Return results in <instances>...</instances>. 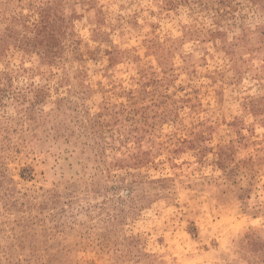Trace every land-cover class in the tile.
<instances>
[{
    "label": "rangeland",
    "instance_id": "1",
    "mask_svg": "<svg viewBox=\"0 0 264 264\" xmlns=\"http://www.w3.org/2000/svg\"><path fill=\"white\" fill-rule=\"evenodd\" d=\"M0 264H264V0H0Z\"/></svg>",
    "mask_w": 264,
    "mask_h": 264
}]
</instances>
